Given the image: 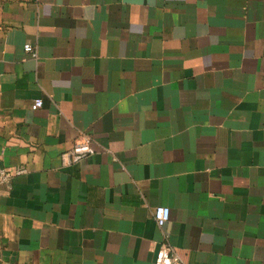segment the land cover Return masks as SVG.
<instances>
[{"label":"crops","instance_id":"1","mask_svg":"<svg viewBox=\"0 0 264 264\" xmlns=\"http://www.w3.org/2000/svg\"><path fill=\"white\" fill-rule=\"evenodd\" d=\"M8 167L0 264H264V0H0Z\"/></svg>","mask_w":264,"mask_h":264},{"label":"built area","instance_id":"2","mask_svg":"<svg viewBox=\"0 0 264 264\" xmlns=\"http://www.w3.org/2000/svg\"><path fill=\"white\" fill-rule=\"evenodd\" d=\"M22 52L26 56L35 57L33 45L25 43ZM41 99H34L30 105L32 110L42 107ZM93 153L89 139L86 137L82 141L73 143L69 151L63 155L70 162H77L83 157ZM23 167L0 168V185L10 183L11 179L25 173ZM170 210L166 206H157L153 209V219L158 228H161L169 219ZM182 260L178 253L166 243H161L156 252L155 264H181Z\"/></svg>","mask_w":264,"mask_h":264}]
</instances>
